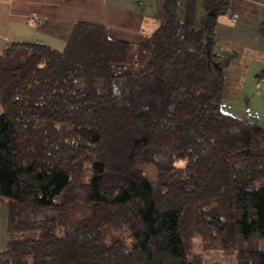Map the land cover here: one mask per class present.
Returning <instances> with one entry per match:
<instances>
[{
  "label": "trees",
  "instance_id": "16d2710c",
  "mask_svg": "<svg viewBox=\"0 0 264 264\" xmlns=\"http://www.w3.org/2000/svg\"><path fill=\"white\" fill-rule=\"evenodd\" d=\"M228 2L158 0L137 46L78 22L60 52H0V264H204L195 237L264 264V117L220 110Z\"/></svg>",
  "mask_w": 264,
  "mask_h": 264
},
{
  "label": "crops",
  "instance_id": "0c3cea01",
  "mask_svg": "<svg viewBox=\"0 0 264 264\" xmlns=\"http://www.w3.org/2000/svg\"><path fill=\"white\" fill-rule=\"evenodd\" d=\"M263 19L264 0H229L214 28V53L235 54L223 71L220 110L241 120L264 117V40L258 35ZM78 22L137 46L159 23L158 0H0V52L12 43L60 52ZM6 207L0 198V253L8 240Z\"/></svg>",
  "mask_w": 264,
  "mask_h": 264
},
{
  "label": "rangeland",
  "instance_id": "374dc122",
  "mask_svg": "<svg viewBox=\"0 0 264 264\" xmlns=\"http://www.w3.org/2000/svg\"><path fill=\"white\" fill-rule=\"evenodd\" d=\"M14 237L15 239L21 238V236L17 235ZM189 248L193 255H197L198 258H202V262L204 264H208L211 262V260H216L219 258L215 251L204 250L202 240L198 237H195L189 241Z\"/></svg>",
  "mask_w": 264,
  "mask_h": 264
}]
</instances>
